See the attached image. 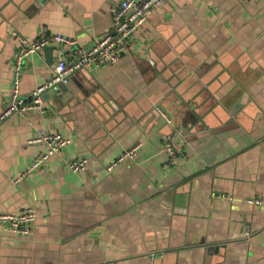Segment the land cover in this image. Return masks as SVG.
<instances>
[{"label": "crops", "instance_id": "obj_1", "mask_svg": "<svg viewBox=\"0 0 264 264\" xmlns=\"http://www.w3.org/2000/svg\"><path fill=\"white\" fill-rule=\"evenodd\" d=\"M119 8L0 0V114L22 38L62 34L87 49L114 33ZM77 49L52 42L30 54L22 94ZM55 89L45 112L1 124L0 212L33 207L38 220L30 235L0 226V264H264V206L247 202L264 196V0H169L117 63ZM41 129L72 142L16 182L46 148L29 141ZM167 136L179 154L169 167ZM79 157L88 166L73 172Z\"/></svg>", "mask_w": 264, "mask_h": 264}, {"label": "built area", "instance_id": "obj_2", "mask_svg": "<svg viewBox=\"0 0 264 264\" xmlns=\"http://www.w3.org/2000/svg\"><path fill=\"white\" fill-rule=\"evenodd\" d=\"M169 0H120V8L115 14L114 33L107 34L96 40L90 48L84 49L77 46V40L68 38L62 34H53L39 38L34 42L28 43L22 40V46L18 48L14 56L12 72V94L8 107L0 114V135L1 124L14 113H26L37 109L45 112L46 92L59 85L68 83L71 75L82 69L100 68L105 65L117 63L122 55L133 49L137 42L141 27L147 21L151 14L161 8ZM254 1V0H252ZM52 42L65 43L70 46L78 47L76 54L71 61L62 57L54 69V74L46 83L36 87L30 94L23 95L21 92V82L26 58L37 51L47 47ZM168 124H172V117L163 108H160ZM171 136V135H170ZM172 137V136H171ZM166 137L163 143L164 150L168 154L166 166H173L179 161V154L174 139ZM174 137V136H173ZM31 143L45 144V150L37 159L24 170L15 181L26 177L28 174L47 165L51 157L61 152L71 142V138L62 133H52L41 129L29 140ZM139 148V145L131 150L125 151L111 165L116 166L124 158L133 156ZM86 157H79L68 162L69 168L73 172H81L88 166ZM229 198L233 199L232 196ZM247 202L260 204L264 206V196H251ZM38 220L37 210L29 207L18 213L0 212V226L6 230L20 234L30 235L36 228Z\"/></svg>", "mask_w": 264, "mask_h": 264}, {"label": "water", "instance_id": "obj_3", "mask_svg": "<svg viewBox=\"0 0 264 264\" xmlns=\"http://www.w3.org/2000/svg\"><path fill=\"white\" fill-rule=\"evenodd\" d=\"M69 83V82H68ZM68 83H60L59 85H57L56 87H54V89L55 88H59V89H63V90H66L67 89V87H68ZM55 90H57V89H55ZM155 108V107H154ZM163 108V107H162ZM155 110H156V108H155ZM157 111V110H156ZM158 112V111H157Z\"/></svg>", "mask_w": 264, "mask_h": 264}]
</instances>
